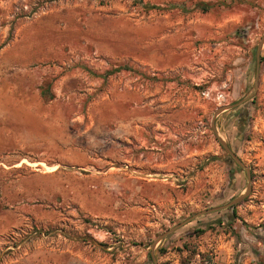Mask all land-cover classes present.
Instances as JSON below:
<instances>
[{
  "label": "rangeland",
  "instance_id": "rangeland-1",
  "mask_svg": "<svg viewBox=\"0 0 264 264\" xmlns=\"http://www.w3.org/2000/svg\"><path fill=\"white\" fill-rule=\"evenodd\" d=\"M140 1L0 0V264H264V0Z\"/></svg>",
  "mask_w": 264,
  "mask_h": 264
},
{
  "label": "water",
  "instance_id": "water-1",
  "mask_svg": "<svg viewBox=\"0 0 264 264\" xmlns=\"http://www.w3.org/2000/svg\"><path fill=\"white\" fill-rule=\"evenodd\" d=\"M234 106H230L229 108H232ZM228 109V108H227ZM227 109H218L216 111V113L214 114V118L222 111L224 110H227ZM220 145L222 146V148L224 149V151L227 153L228 157H229V160L234 163L235 165H237L239 168L243 169L244 172H245V175L248 179V183L250 182V173L248 172V170L243 166V164L240 162V160L236 157L235 154H233L231 152V150L229 149L228 146L224 145L221 141H219ZM249 192V184L247 185L246 187V191L244 194L240 195L238 198H236L234 201L230 202L229 204L223 206V207H218V208H214V209H209L201 214H199L198 216H201V215H204V214H208V213H212V212H218L220 210H223V209H226L228 207H233L235 205H237L238 203H240L245 197L246 195L248 194ZM196 216V217H198ZM188 223V221H186L185 223L183 224H180L178 226H176L175 228L171 229L170 231L166 232L165 234L161 235L159 237V241H161L162 239H164L166 236L174 233L176 230H179L182 226L186 225Z\"/></svg>",
  "mask_w": 264,
  "mask_h": 264
},
{
  "label": "flooded vegetation",
  "instance_id": "flooded-vegetation-1",
  "mask_svg": "<svg viewBox=\"0 0 264 264\" xmlns=\"http://www.w3.org/2000/svg\"><path fill=\"white\" fill-rule=\"evenodd\" d=\"M245 103H243L242 105H244ZM241 105V106H242ZM241 106H238V107H232L231 108V110H232V112H233V114L231 115V118L232 119H236V118H238V124H237V126H238V132H239V135H241V133H243V131L245 130V128H246V125H247V121H248V116L246 115L247 114V112H248V106L246 105V107L245 108H241ZM234 154V153H233ZM248 180V179H247ZM235 206H233V207H228V208H226V209H223V210H226L228 213H227V215H224V217H227L228 216V218H227V221L228 222H230L231 221V219H233V208H234ZM223 210H220V211H218V212H221V211H223ZM218 221V220H217ZM197 230H199V227H196L195 229H194V231H197Z\"/></svg>",
  "mask_w": 264,
  "mask_h": 264
},
{
  "label": "trees",
  "instance_id": "trees-1",
  "mask_svg": "<svg viewBox=\"0 0 264 264\" xmlns=\"http://www.w3.org/2000/svg\"><path fill=\"white\" fill-rule=\"evenodd\" d=\"M134 1H138V2L141 4V1H140V0H134ZM145 8L148 9L149 7H145ZM260 62H261V63H264V58H262V59L260 60ZM233 210H234V208H233ZM234 216H235V211H233V219H234ZM199 232H200V230L195 231L196 234H198ZM159 252L162 253V254H164V253H165V249H164V247H161V248L159 249ZM189 256H191V257H195V256H199V255H198V253L191 252Z\"/></svg>",
  "mask_w": 264,
  "mask_h": 264
}]
</instances>
